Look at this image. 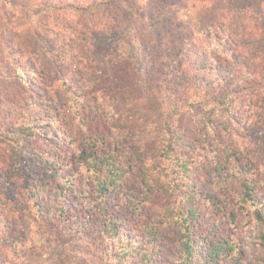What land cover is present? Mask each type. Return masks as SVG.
<instances>
[{
	"label": "rangeland",
	"instance_id": "rangeland-1",
	"mask_svg": "<svg viewBox=\"0 0 264 264\" xmlns=\"http://www.w3.org/2000/svg\"><path fill=\"white\" fill-rule=\"evenodd\" d=\"M100 33L108 40L100 38ZM128 33L135 38L144 59L153 64L148 72L138 74L127 47L112 39L116 34ZM96 48L109 63L99 67L98 63L89 65L79 59L98 53ZM234 53L243 55L242 60L248 64L242 68L230 64L221 74L230 79L226 87L230 92H239L241 99L233 101L224 94L223 83L204 89L192 86L188 80L192 75L184 74L177 76L183 97L173 93L178 79L167 65L170 57L185 62L192 70L193 62L201 65L206 59L210 64L229 63ZM116 63L122 85L108 95L113 82L108 79L110 70L104 68L115 67ZM217 72L213 73L215 78ZM19 73L21 78L14 77ZM88 76L96 80L91 96L98 98L97 114L109 126L122 121L131 143L141 145V154H152L155 140H159L155 130H160L165 120L170 119L174 127L181 129L197 156L190 178L197 183L196 190L202 192L195 199L198 234L210 232L237 244L235 256L222 264H264V221L257 215L258 211L264 217V153L254 151L251 138H243L264 130H255L264 125V0H0V129L17 120L16 112L10 111L17 96L28 97L47 89L63 93L67 89L65 81L76 86L80 78ZM255 93L260 96L253 99ZM218 95L228 96L227 101L214 108L218 106L214 104ZM200 123L209 132L205 134ZM83 127L76 123L73 131L68 127L63 130L78 137L89 136L90 131ZM241 138L248 143L243 147L244 157L261 171L256 176L260 185L256 206L247 210L240 207L237 185L231 183L222 189L211 183L205 156L225 158L227 151L236 150L241 156ZM211 141L215 153L203 149ZM50 144L55 150L63 145L61 141ZM12 155L14 158L13 150L0 135V164L13 160ZM14 165L16 171L9 173L17 191L12 187L13 191L5 193L23 199L21 190H25L26 180L17 171L18 164ZM5 169L0 165V171ZM211 192L215 199H206L204 195ZM153 209L152 217L161 220L158 205L154 204ZM165 229L168 236L174 233L169 226ZM123 230L126 232L128 227ZM134 237L138 240L139 233ZM50 242L44 252H34L25 264H94L87 261L94 254L88 256L85 239L76 234L55 231ZM178 250L171 240L164 241L169 257Z\"/></svg>",
	"mask_w": 264,
	"mask_h": 264
},
{
	"label": "trees",
	"instance_id": "trees-1",
	"mask_svg": "<svg viewBox=\"0 0 264 264\" xmlns=\"http://www.w3.org/2000/svg\"><path fill=\"white\" fill-rule=\"evenodd\" d=\"M99 37L108 40L107 35L100 33ZM112 39L127 47L138 74L148 72L151 65L154 68L144 59L129 33L116 34ZM100 55L99 51L79 59L89 65L98 63L99 67L109 63ZM242 57L234 53L229 63L210 64L207 59L201 65L193 62L192 70L185 62L170 57L167 65L177 73L176 80L182 74L192 75L188 78L192 86L196 84L204 89L223 83L224 94L236 101L241 99V94L230 92V87L225 85L230 79L221 70L230 64L245 67L248 62ZM117 66L104 68L110 70L108 79L113 82L108 95L122 85ZM21 76V73L14 75ZM95 81L93 76L80 78L76 86L65 81L67 89L63 93L59 89H47L28 97L18 94L13 102L10 111L16 112L18 118L10 127L0 129L1 138L14 152V161L0 164L7 168L0 171V264H25L34 252L45 251L55 231L85 239V251L88 256L94 254L87 261L94 264L108 261L110 264H222L235 256L237 244L210 232L198 234L195 199L202 192L196 190L197 183L190 178L197 156L184 140L181 129L174 127L170 119L165 120L162 128L155 130L159 140H155L152 154H141V145L131 143L122 121L109 126L97 114L98 98L91 96ZM175 82L173 93L183 97L179 92L180 79ZM252 95L253 99L260 96ZM227 97L218 95L214 100L218 106L214 108L225 104ZM108 119L111 121L112 117ZM76 123L89 130V136L70 134ZM200 126L205 134L209 132L204 123ZM65 127L70 129L69 133L63 130ZM260 128L263 130L264 125L255 130ZM243 138L246 141L251 138L254 151L264 153V130ZM244 140L241 138V156L238 150L227 151L225 158L205 156L211 183L222 189L231 183L237 185L240 207L247 210L256 206V193L260 189L256 176L261 171L255 162L244 157L243 147L248 146ZM53 141H61L62 147L55 150L50 144ZM214 148L211 141L203 149L215 153ZM14 164H18L17 171L26 180L25 190H21L23 199L5 193L8 189L13 191L12 187L17 191L9 173L16 171ZM129 184L132 187H127ZM204 197L214 200L215 194L206 193ZM154 204L160 208L161 220L152 217L150 208L155 210ZM257 215L263 222V215L258 211ZM167 226L174 231L169 236L164 231ZM125 227H128L126 232ZM137 233L138 240L134 237ZM166 239L179 249L173 257L164 251Z\"/></svg>",
	"mask_w": 264,
	"mask_h": 264
}]
</instances>
